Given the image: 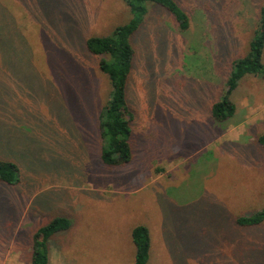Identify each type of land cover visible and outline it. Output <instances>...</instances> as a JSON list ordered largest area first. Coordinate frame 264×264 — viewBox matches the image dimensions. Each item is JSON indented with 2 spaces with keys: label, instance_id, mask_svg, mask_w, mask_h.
<instances>
[{
  "label": "rangeland",
  "instance_id": "1",
  "mask_svg": "<svg viewBox=\"0 0 264 264\" xmlns=\"http://www.w3.org/2000/svg\"><path fill=\"white\" fill-rule=\"evenodd\" d=\"M186 30L148 3L132 38L127 83L133 158L103 163L98 115L111 90L90 36L132 18L124 0H0V264H31L39 227L71 228L50 241L49 264H133L132 229L151 233L149 264H264V78L245 75L234 116L213 119L230 62L244 55L264 0H176ZM264 62V51H263Z\"/></svg>",
  "mask_w": 264,
  "mask_h": 264
},
{
  "label": "trees",
  "instance_id": "2",
  "mask_svg": "<svg viewBox=\"0 0 264 264\" xmlns=\"http://www.w3.org/2000/svg\"><path fill=\"white\" fill-rule=\"evenodd\" d=\"M130 8L132 18L117 25L104 36H90L86 40L87 50L99 58V68L109 78L111 90L108 100L98 115L101 136L100 156L107 166H121L133 158L132 109L127 93V83L135 65L136 50L132 38L136 35L148 13V3L167 9L186 30L190 26L189 15L176 0H124ZM264 3L260 8L258 27L249 43L247 52L234 58L228 68L225 86L218 100L214 101L210 113L214 120L223 122L234 116L236 106L231 95L237 89L241 79L248 74L264 78ZM264 154V133L257 137ZM19 170L11 161H0V181L16 184ZM238 225L254 226L264 223V207L251 215H239ZM72 221L67 216H56L35 232L32 243L31 264H49L51 238L71 228ZM135 246L133 264H149L151 257V233L145 224L132 229Z\"/></svg>",
  "mask_w": 264,
  "mask_h": 264
},
{
  "label": "crops",
  "instance_id": "3",
  "mask_svg": "<svg viewBox=\"0 0 264 264\" xmlns=\"http://www.w3.org/2000/svg\"><path fill=\"white\" fill-rule=\"evenodd\" d=\"M231 97H232V95H231ZM236 112V111H235Z\"/></svg>",
  "mask_w": 264,
  "mask_h": 264
}]
</instances>
